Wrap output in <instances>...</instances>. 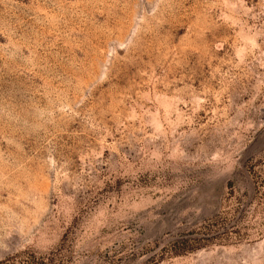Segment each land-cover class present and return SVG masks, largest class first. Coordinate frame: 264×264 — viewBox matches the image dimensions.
<instances>
[{"label": "rangeland", "instance_id": "1", "mask_svg": "<svg viewBox=\"0 0 264 264\" xmlns=\"http://www.w3.org/2000/svg\"><path fill=\"white\" fill-rule=\"evenodd\" d=\"M0 264H264V0H0Z\"/></svg>", "mask_w": 264, "mask_h": 264}]
</instances>
